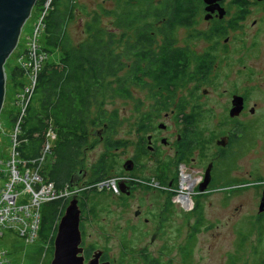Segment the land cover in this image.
I'll return each instance as SVG.
<instances>
[{
	"label": "flooded vegetation",
	"instance_id": "obj_1",
	"mask_svg": "<svg viewBox=\"0 0 264 264\" xmlns=\"http://www.w3.org/2000/svg\"><path fill=\"white\" fill-rule=\"evenodd\" d=\"M164 1L155 0L154 4ZM167 1L172 7L170 16L155 23H167L170 35L155 36V45L158 50L168 45L172 70L160 81L163 85H158L146 70H140L139 77L149 85L141 83L136 87L146 90V94L139 100L138 115L131 122L134 138L113 137V126L118 127L120 116L116 117V124L112 123L111 115L107 116V129L98 136L107 134L108 171L112 154L122 153L123 162H116L122 176L115 178L119 195L108 188L109 177L107 183L99 185V190L120 199L113 206L120 212L128 207L126 200L139 191L151 193L159 203L146 197L137 205L134 215L138 220L145 215L142 219L147 225L155 223L151 237L155 241L176 211L174 190L178 186L180 167L198 173L201 182L209 170L206 189L201 191L198 184L194 198L205 195L216 185L229 189L225 197L248 196L247 200L253 202L249 233L257 230L260 234L264 227V209L261 210L264 202V0H215L210 4L206 0ZM155 83L152 88L150 85ZM111 139H120V145L111 149ZM87 149L85 146L83 152ZM80 159L84 167L79 163L77 170L87 171L79 182L78 194L86 256L83 227L87 214V218L92 216L89 213L92 205L84 191L92 190L96 183L89 182L90 170L83 163V157ZM127 160H132L128 170L124 166ZM145 170L151 171L152 183L146 184L136 177ZM190 181L188 188L192 190L196 180ZM83 200L87 201L86 206L82 205ZM191 211L189 216H195V206ZM196 230L195 217L194 224L189 223L187 235L192 237ZM186 248V245L182 247ZM106 260L110 261L104 253L100 261ZM263 260L264 249L259 264Z\"/></svg>",
	"mask_w": 264,
	"mask_h": 264
},
{
	"label": "trees",
	"instance_id": "obj_2",
	"mask_svg": "<svg viewBox=\"0 0 264 264\" xmlns=\"http://www.w3.org/2000/svg\"><path fill=\"white\" fill-rule=\"evenodd\" d=\"M45 1L38 0L33 9L40 12ZM118 1L122 6L114 13L116 29L105 28L101 24V15L97 13L86 25L88 37L78 44L73 42L68 32V24L78 6L77 0H52L45 16L41 45L49 56L42 65L37 86L23 116V136L27 137V143L22 146V156L38 157L45 141V134L52 127L57 139L51 158L49 157L50 159L43 164L42 174L57 187H62L67 182L71 183L77 165L82 164L79 158L84 154V147L91 148L97 144L99 136H95L94 132L103 131L107 126V116L111 115L112 123H117L116 117L119 116V112L113 110L108 113L107 100L115 97L132 99L133 88L141 86V83L147 87L148 83L142 82L139 77L140 70H146L148 75L156 79L158 85H163L160 81L168 70H172L173 60L168 54V45L161 50L155 45V36L170 35L167 23L161 25L155 23L163 17L170 16L172 7L168 1L159 5L154 4L155 0ZM103 13L107 15V10H103ZM20 42L21 40L19 44ZM17 48L14 51L16 59L27 52L26 47L24 50ZM54 52H57V57L52 59ZM148 70L161 71L154 73ZM8 83L15 91L23 85L24 69L19 64L12 67ZM157 84L150 86L153 88ZM13 101L12 98V107L11 105L6 107L5 104L1 112L10 126L16 121L19 112ZM98 126H102V129H96ZM115 130L114 125L113 134ZM93 137L94 142L91 143ZM100 138L103 139L105 151L92 164L88 178L89 182H95V185L110 176L118 160L113 154L111 170L108 171L107 136ZM120 142V139H111L109 147L114 149ZM49 160L52 162L50 170L46 167ZM98 186L84 191L85 197L91 200L89 213L95 214L99 197L105 195L104 190H99ZM66 205L67 203L62 201H52L43 206L40 240L45 242L51 237L46 256L43 258L44 264L46 262L50 264L57 224ZM82 205L86 206L87 201L83 200ZM195 210L198 228L203 221L200 203L195 205ZM11 250L17 260L22 246L15 245ZM27 254L31 253L26 252L25 257ZM42 254L43 246L38 245L36 252L29 256L30 264L39 263ZM91 254V248L86 249V256L89 257ZM182 254L187 258L189 251L182 249ZM142 259L143 264L162 263L158 258L147 254L142 255Z\"/></svg>",
	"mask_w": 264,
	"mask_h": 264
},
{
	"label": "rangeland",
	"instance_id": "obj_3",
	"mask_svg": "<svg viewBox=\"0 0 264 264\" xmlns=\"http://www.w3.org/2000/svg\"><path fill=\"white\" fill-rule=\"evenodd\" d=\"M77 5L73 18L68 24V32L74 43L78 44L88 37L86 25L91 20V17L97 13L101 15V24L105 28L116 29L114 25L116 15L114 13L118 12L122 6L118 0H77ZM103 10H107V15L103 13ZM36 15L38 16V12L33 9L31 17L23 27L20 36L21 42L18 44L17 50L25 49V41H27L28 36L32 33ZM56 57L57 52H54L52 59ZM17 64L19 63L13 52L5 64L7 84L6 102L4 101L3 108L5 104L6 107H9V105L12 107L11 100L12 98L15 99L16 91L12 89L8 81H10L12 67L14 68ZM132 92V99L115 97L107 100L106 107L108 113L118 110L120 116L121 122L115 128L113 136L115 138H134L131 122L138 115L137 106L139 100L144 99L146 90L133 88ZM0 124L6 130V135L9 136L11 126L6 122L3 113L0 114ZM96 129H102V126H98ZM115 134L117 135L115 136ZM8 136L0 134V155L2 158L7 157L10 149ZM98 139L97 144L91 148L88 147L82 155V161L89 170L92 164L105 151L103 139L100 137ZM90 142H94V137L93 139L91 138ZM114 155L118 158L119 164H121L123 162L122 153L117 151ZM46 167H48V170L52 168L50 160L46 163ZM3 168L4 163H0V171ZM118 170L119 167L115 164L109 178H117L118 180L122 176V173L120 174ZM136 177L143 179L146 184L153 181L151 179V171L149 170L138 173ZM104 181L106 182L107 179ZM3 183L4 180L0 174V188ZM103 188L107 189L106 186ZM108 188L113 194L119 195V186L117 184L115 188H111L110 186ZM195 190L194 188L192 192L191 208L186 210L182 205L175 203V213L163 225V234L155 241L151 240L155 231V223L147 225L142 219L145 215H142L139 220L134 215L137 205L141 204L146 197L154 203H159L151 193L145 191L140 193L139 191L126 200V206L128 207H125L121 212L116 211L113 207L115 204H119L120 199L116 197L114 199L111 193L102 195L99 197L95 214L92 212V216L87 218V214L85 218L86 226L85 228L83 227V244L87 249L91 248L92 254L99 249L103 250V254H107L108 259L113 264H143L142 255L144 254L158 258L162 264H230L231 257L233 260L231 264H234L235 260L236 264H259L264 249V227L260 234L257 230H251L249 233V215L253 210V202L247 200L248 196L240 199L231 198L230 196L225 197L228 195L229 189L216 185L205 195L198 196L197 198L199 199L197 200V198H194ZM180 199L182 202H186V198ZM197 201H199L198 203L202 207L203 221L192 237H190L187 235L188 226L189 223L194 224L195 217L197 219V213L192 217L189 215L192 212L193 206L197 204ZM142 208L145 210V207ZM125 227L126 229H123ZM2 244L7 245L0 240V246ZM20 244V240L16 239L13 242V246L9 247L14 248L15 245ZM39 244L40 241L26 244L25 249L28 253L34 254ZM185 245L187 246L186 250L189 251L187 258L182 254V247ZM31 254H27L25 257V255L19 252L17 258L18 264H30L31 259L29 256ZM47 258L49 259L48 256ZM44 262L41 259L37 264H44Z\"/></svg>",
	"mask_w": 264,
	"mask_h": 264
},
{
	"label": "built area",
	"instance_id": "obj_4",
	"mask_svg": "<svg viewBox=\"0 0 264 264\" xmlns=\"http://www.w3.org/2000/svg\"><path fill=\"white\" fill-rule=\"evenodd\" d=\"M51 1L46 0L43 9L38 12V16L36 15L32 33L25 41L27 52L17 58L19 65L24 69V83L15 92L13 103L19 112L16 121L11 126L9 136L6 135V130L0 124V134L8 136L10 140L7 157L2 158L0 155V163H4V168L0 171L4 180L0 188V240L8 245L0 246V264H18L9 247L13 246L15 238L21 242L22 250L19 252L23 255L27 252L26 244L40 241L39 245L43 246L41 259L45 258L51 237L45 242L40 240L43 206L52 201H62L68 204L73 197L79 194V189L75 190L70 182L62 187H57L54 182L47 180L42 174L43 164L52 155L57 139V134L52 127L45 134V141L38 157L26 158L22 156V146L27 143V137L23 136V116L37 86L42 65L49 56V53L42 49L41 38L45 26V16ZM189 179L196 180L193 185L195 188L201 182L202 177L181 166L178 186L174 190L176 192L174 201L186 210L192 206L194 190L183 189ZM115 181V178L109 179L108 185L115 188ZM104 183L107 181H103L99 185ZM183 195L188 198L186 202H182L180 199V196Z\"/></svg>",
	"mask_w": 264,
	"mask_h": 264
},
{
	"label": "water",
	"instance_id": "obj_5",
	"mask_svg": "<svg viewBox=\"0 0 264 264\" xmlns=\"http://www.w3.org/2000/svg\"><path fill=\"white\" fill-rule=\"evenodd\" d=\"M38 0H0V114L6 96L7 75L5 64L19 44L20 36L28 19L31 17L33 8ZM209 4L215 0H206ZM104 127L103 131L106 130ZM101 131L94 132L95 136ZM132 160H127L125 168L131 169ZM87 171L77 170L71 178V186L79 189V182L84 179ZM209 170L205 179L198 187L204 191L209 181ZM124 188L121 184V189ZM264 209V202L261 210ZM82 210L77 196L73 197L65 207L63 215L57 224L54 237L53 256L50 264H111L110 261H100L103 250L94 251L87 260L82 245V231L80 228Z\"/></svg>",
	"mask_w": 264,
	"mask_h": 264
},
{
	"label": "bare ground",
	"instance_id": "obj_6",
	"mask_svg": "<svg viewBox=\"0 0 264 264\" xmlns=\"http://www.w3.org/2000/svg\"><path fill=\"white\" fill-rule=\"evenodd\" d=\"M191 181H190V179H189V181H188V183H187V185L185 186V187H183L184 189H190V187L188 188V186H189V183H190ZM193 182V181H192ZM191 185V184H190ZM192 186V185H191ZM188 193V192H187ZM183 198H186V201H187V196L186 195H183L182 196Z\"/></svg>",
	"mask_w": 264,
	"mask_h": 264
}]
</instances>
